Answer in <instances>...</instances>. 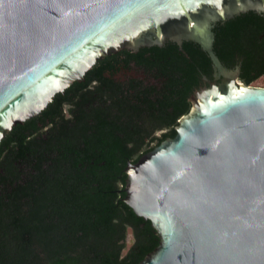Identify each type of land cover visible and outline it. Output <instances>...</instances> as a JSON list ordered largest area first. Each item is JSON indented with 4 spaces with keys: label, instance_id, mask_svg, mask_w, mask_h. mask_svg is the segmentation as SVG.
<instances>
[{
    "label": "water",
    "instance_id": "obj_1",
    "mask_svg": "<svg viewBox=\"0 0 264 264\" xmlns=\"http://www.w3.org/2000/svg\"><path fill=\"white\" fill-rule=\"evenodd\" d=\"M258 8L264 0H0V144L106 56L199 42L221 81L126 168L125 202L159 236L139 264H264V87L221 62L209 30Z\"/></svg>",
    "mask_w": 264,
    "mask_h": 264
},
{
    "label": "trees",
    "instance_id": "obj_2",
    "mask_svg": "<svg viewBox=\"0 0 264 264\" xmlns=\"http://www.w3.org/2000/svg\"><path fill=\"white\" fill-rule=\"evenodd\" d=\"M211 25L221 62L247 85L262 78L264 9ZM126 51L1 141L0 264H139L158 246L151 221L125 202L126 168L176 135L213 63L194 40ZM132 61L146 78L128 73Z\"/></svg>",
    "mask_w": 264,
    "mask_h": 264
},
{
    "label": "flooded vegetation",
    "instance_id": "obj_3",
    "mask_svg": "<svg viewBox=\"0 0 264 264\" xmlns=\"http://www.w3.org/2000/svg\"><path fill=\"white\" fill-rule=\"evenodd\" d=\"M196 30H197V31H196V34L198 33V35H199V34H200V28H197ZM209 30L211 31V35L213 36V34H212V25H210ZM201 33H202V32H201ZM198 35H197V36H198ZM202 40L205 41L203 38H202ZM167 41H168V40L164 41L160 46H161V47H165ZM186 41H187V40H184L181 44L176 43V42H175V43L178 44V46L182 49L183 46H184V43H185ZM198 43H199V42H198ZM199 44H200V43H199ZM153 46H154V45H153ZM147 47H151V46H147ZM149 49L151 50V48H149ZM139 51H140V49H139L138 51H135V53H138ZM113 54H114L116 57H120V58H122V59H123V58H126V57L129 56L126 50H121V51L116 52V53H113ZM113 54H111V55H113ZM148 54L151 55L152 52L150 51ZM224 65H225V64H224ZM225 66H226V65H225ZM131 67H132V69L128 71V73H129L130 75H133L131 72L134 71V72H136V75H133L134 77H139V78H146V77H147L146 74H145V72H144L143 70H142L141 72H138V68H137V65H136V62H135V61H132V62H131ZM123 73H127V71H121V72H120V75H117V77L122 76ZM141 75H142L143 77H142ZM220 81H221V80L219 79V74L214 70V68H212V72H211L210 74H205V73L202 72V81H201V83H200L198 86L195 87L193 93H192L191 96H190V99H191V97H192L197 91L202 90L204 87H206V86H210V85H212V84L215 83V82L219 83Z\"/></svg>",
    "mask_w": 264,
    "mask_h": 264
},
{
    "label": "rangeland",
    "instance_id": "obj_4",
    "mask_svg": "<svg viewBox=\"0 0 264 264\" xmlns=\"http://www.w3.org/2000/svg\"><path fill=\"white\" fill-rule=\"evenodd\" d=\"M253 85L264 87V76L262 78H260L258 81H256Z\"/></svg>",
    "mask_w": 264,
    "mask_h": 264
}]
</instances>
